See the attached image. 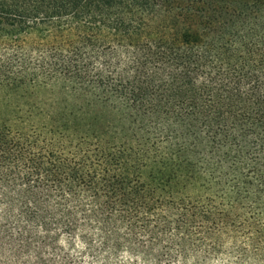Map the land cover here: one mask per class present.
Segmentation results:
<instances>
[{
    "label": "trees",
    "instance_id": "obj_1",
    "mask_svg": "<svg viewBox=\"0 0 264 264\" xmlns=\"http://www.w3.org/2000/svg\"><path fill=\"white\" fill-rule=\"evenodd\" d=\"M84 259L264 264V0H0V264Z\"/></svg>",
    "mask_w": 264,
    "mask_h": 264
},
{
    "label": "rangeland",
    "instance_id": "obj_2",
    "mask_svg": "<svg viewBox=\"0 0 264 264\" xmlns=\"http://www.w3.org/2000/svg\"><path fill=\"white\" fill-rule=\"evenodd\" d=\"M27 40H28V42L30 41L29 39H27ZM46 98H48V96H46ZM123 259H124L125 261L127 260L126 257H124ZM83 264H91V263L89 262L88 259H84V260H83Z\"/></svg>",
    "mask_w": 264,
    "mask_h": 264
}]
</instances>
